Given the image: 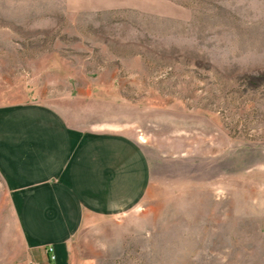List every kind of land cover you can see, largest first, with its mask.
Returning a JSON list of instances; mask_svg holds the SVG:
<instances>
[{
    "label": "rangeland",
    "instance_id": "rangeland-1",
    "mask_svg": "<svg viewBox=\"0 0 264 264\" xmlns=\"http://www.w3.org/2000/svg\"><path fill=\"white\" fill-rule=\"evenodd\" d=\"M23 106L147 162L72 264H264V0H0V109ZM25 258L0 178V264Z\"/></svg>",
    "mask_w": 264,
    "mask_h": 264
},
{
    "label": "crops",
    "instance_id": "crops-1",
    "mask_svg": "<svg viewBox=\"0 0 264 264\" xmlns=\"http://www.w3.org/2000/svg\"><path fill=\"white\" fill-rule=\"evenodd\" d=\"M139 146L124 135L83 132L50 107L0 109V178L26 263L72 264L70 241L89 217L121 215L148 184Z\"/></svg>",
    "mask_w": 264,
    "mask_h": 264
},
{
    "label": "built area",
    "instance_id": "built-area-1",
    "mask_svg": "<svg viewBox=\"0 0 264 264\" xmlns=\"http://www.w3.org/2000/svg\"><path fill=\"white\" fill-rule=\"evenodd\" d=\"M47 253H50V257L47 259L45 264H56L55 263V258H54L53 254H52V248L51 247H49L47 249ZM29 264H34V263H29Z\"/></svg>",
    "mask_w": 264,
    "mask_h": 264
}]
</instances>
